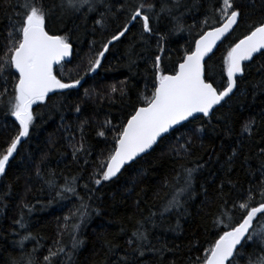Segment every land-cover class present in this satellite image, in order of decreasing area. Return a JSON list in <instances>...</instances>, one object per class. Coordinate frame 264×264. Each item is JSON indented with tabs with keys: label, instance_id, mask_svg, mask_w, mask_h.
I'll return each mask as SVG.
<instances>
[{
	"label": "trees",
	"instance_id": "trees-1",
	"mask_svg": "<svg viewBox=\"0 0 264 264\" xmlns=\"http://www.w3.org/2000/svg\"><path fill=\"white\" fill-rule=\"evenodd\" d=\"M231 14L204 63L217 92L232 47L264 25V0H0V264H202L264 205V50L209 118L105 179L127 120ZM30 18L72 55L53 69L68 87L32 106L23 131L13 55ZM228 264H264V211Z\"/></svg>",
	"mask_w": 264,
	"mask_h": 264
},
{
	"label": "water",
	"instance_id": "water-1",
	"mask_svg": "<svg viewBox=\"0 0 264 264\" xmlns=\"http://www.w3.org/2000/svg\"><path fill=\"white\" fill-rule=\"evenodd\" d=\"M237 14H231L223 23L205 32L196 42L193 51L178 64L174 74L166 75L155 88L150 103L138 108L127 120L116 143V148L105 168V179L116 178L124 167L148 154L157 142L190 119L209 118L235 90V80L242 74V65L264 50V25L241 39L228 56L227 87L217 93L204 80V63L237 24ZM72 48L59 37L48 35L42 26L28 27L13 55V67L18 74V90L31 102L65 90L53 75V69L69 62ZM10 147V157L17 144ZM6 163V162H5ZM5 164L0 169L3 172ZM264 205L249 211L243 221L223 233L215 242L202 264H228L235 251L244 242Z\"/></svg>",
	"mask_w": 264,
	"mask_h": 264
},
{
	"label": "rangeland",
	"instance_id": "rangeland-1",
	"mask_svg": "<svg viewBox=\"0 0 264 264\" xmlns=\"http://www.w3.org/2000/svg\"><path fill=\"white\" fill-rule=\"evenodd\" d=\"M34 25L42 26V23L41 21L30 18L27 20L25 26L30 27ZM17 99H18L19 107H18L17 112L14 115V118L19 123L22 130L25 131L28 126L29 120H30L31 107L34 106L36 103L41 102L42 99H35L29 102L27 97L24 96L19 90H17Z\"/></svg>",
	"mask_w": 264,
	"mask_h": 264
},
{
	"label": "bare ground",
	"instance_id": "bare-ground-1",
	"mask_svg": "<svg viewBox=\"0 0 264 264\" xmlns=\"http://www.w3.org/2000/svg\"><path fill=\"white\" fill-rule=\"evenodd\" d=\"M237 20H238V19H237ZM222 23H223V22H222ZM222 23H221V24H222ZM221 24H220V25H221ZM220 25H219V26H220ZM219 26H217V27H219ZM42 27H43V26H42ZM217 27H215V28H217ZM27 28H28V27L25 26L24 31H25ZM215 28H212V29H210V30H213V29H215ZM210 30H207V31H210ZM24 31H23V33H24ZM207 31H205V32H207ZM205 32H204V33H205ZM23 33H22V35H23ZM204 33H203V34H204ZM203 34H202V35H203ZM48 35H49V34H48ZM202 35H201V36H202ZM50 36H52V35H50ZM201 36H200V37H201ZM57 37H58V36H57ZM200 37H199V38H200ZM226 37H227V36H226ZM226 37H225V38H226ZM199 38H198V39H199ZM243 38H244V37H243ZM243 38H241V39H243ZM198 39H197V40H198ZM241 39H240V40H241ZM197 40H196V41H197ZM240 40H239V41H240ZM196 41H195V42H196ZM239 41H237V42L235 43V45H236ZM194 45H195V43H194ZM235 45H234V46H235ZM234 46H233V47H234ZM233 47H232V48H233ZM193 48H194V47H193ZM192 51H193V50H192ZM230 51H231V50H230ZM260 53H261V52H260ZM189 54H190V53H189ZM227 62H228V60H227ZM247 63H248V62H247ZM245 64H246V63H245ZM243 65H244V64H243ZM243 65H242V67H243ZM228 67H229V65L227 66V70H228ZM13 68H14V67H13ZM14 70H15V69H14ZM15 72H16V71H15ZM17 75H18V74H17ZM165 76H166V75H165ZM165 76H164V77H165ZM164 77H163V78H164ZM226 77H227V71H226ZM163 78H162V79H163ZM162 79H161V80H162ZM18 83H19V77H18ZM225 89H226V88H225ZM225 89H224V90H225ZM216 92H217V91H216ZM221 92H223V91H221ZM221 92H217V93H221ZM232 94H233V93H232ZM229 97H230V96H229ZM229 97H228V98H229ZM226 99H227V98H226ZM226 99H225V100H226ZM24 135H25V133H24ZM193 135H194V134H193ZM21 136H22V135H21ZM109 160H110V159H109ZM4 164H5V163H4ZM4 164H3V165H4ZM0 169H1V168H0ZM1 174H2V173H1ZM1 174H0V175H1ZM258 207H259V206H258ZM256 208H257V207H256ZM248 213H249V212H248ZM258 215H259V214H258ZM229 230H230V229H229ZM249 232H250V231H249ZM224 233H225V232H224ZM248 234H249V233H248ZM247 236H248V235H247ZM246 238H247V237H246ZM244 241H245V240H244ZM238 248H239V247H238ZM235 252H236V251H235ZM234 254H235V253H234Z\"/></svg>",
	"mask_w": 264,
	"mask_h": 264
}]
</instances>
